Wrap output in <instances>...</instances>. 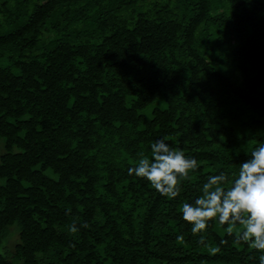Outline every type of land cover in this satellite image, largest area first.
Segmentation results:
<instances>
[{"label":"trees","instance_id":"1","mask_svg":"<svg viewBox=\"0 0 264 264\" xmlns=\"http://www.w3.org/2000/svg\"><path fill=\"white\" fill-rule=\"evenodd\" d=\"M163 136L175 199L127 171ZM259 144L264 0H0V264H259L181 218Z\"/></svg>","mask_w":264,"mask_h":264},{"label":"clouds","instance_id":"2","mask_svg":"<svg viewBox=\"0 0 264 264\" xmlns=\"http://www.w3.org/2000/svg\"><path fill=\"white\" fill-rule=\"evenodd\" d=\"M168 140L167 136L157 138L150 145L151 158L140 152L137 163L127 171L146 180L160 195L175 199L180 194L181 183L192 178L190 173L199 164L195 158L186 157L182 150L172 149ZM181 218L191 225V234L199 236L198 242H203L202 234L210 221L226 225L227 235L234 236L235 243L243 242L262 253L259 264H264V144L255 147L250 157L240 163L231 182L223 171L211 175L194 202L182 205ZM80 227L89 225L83 222L78 227L73 221L68 231L74 235ZM216 251L219 249H213Z\"/></svg>","mask_w":264,"mask_h":264},{"label":"rangeland","instance_id":"3","mask_svg":"<svg viewBox=\"0 0 264 264\" xmlns=\"http://www.w3.org/2000/svg\"><path fill=\"white\" fill-rule=\"evenodd\" d=\"M6 244V242L4 243V245ZM4 251V248H0V252H3Z\"/></svg>","mask_w":264,"mask_h":264}]
</instances>
